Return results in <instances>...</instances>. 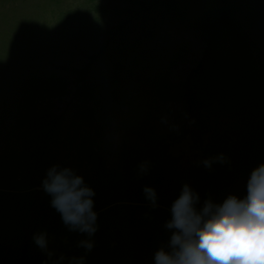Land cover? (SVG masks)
<instances>
[{"label": "rangeland", "instance_id": "obj_1", "mask_svg": "<svg viewBox=\"0 0 264 264\" xmlns=\"http://www.w3.org/2000/svg\"><path fill=\"white\" fill-rule=\"evenodd\" d=\"M131 3L134 1H129L125 6H130ZM245 3V11L248 14H242L241 16H244L239 23L252 42L251 50L256 68L255 81L250 82L251 85L245 88L248 92L244 91L245 94H252L247 98L249 106H235L231 102H225L223 110L218 112V115L204 118L201 132L194 129L193 126L198 121L190 119L186 112L187 103L182 99L181 85L201 62L207 50L212 17L204 21L206 0L191 3L185 19L172 25L165 32L164 40L160 42L162 45L159 46L160 50L136 55L148 60L141 62L142 71L138 67V72L145 77L141 93L149 97V102L154 103L153 106L144 110L137 109L139 102L134 97L126 101L123 107L115 106L114 103L105 105V111L112 109L116 119L106 122L107 126L103 130V141L107 143L109 151L108 154L102 155L106 159L103 170L108 173L103 182L95 168L82 163L76 156L78 140L72 143L66 141L69 140L66 137L67 133L76 126L74 118L66 124L63 135L65 138L59 136L61 140L58 144L52 143L53 147L45 155L41 151V146L36 147L37 145L33 143L29 146L25 142L31 139V135L25 133L30 126L27 121L22 122L25 118H30L26 116L29 112L26 106L19 107L20 103L18 104V100L15 99L17 105L14 109L18 115L23 116V120L12 129L18 136V141L20 137L24 141L22 146L14 141L7 142L2 137L5 135L2 130L8 121L6 113L3 112L2 95L10 96V93H16L19 84L27 78L41 80L48 86L51 75H56L66 84L67 91L61 96H45L36 100L34 105L41 109L49 108L55 116L62 113L72 100L76 89L70 71L79 69L95 46H98L107 32L116 25L118 13L112 8L117 4H113L111 0H0V214L7 213L4 215L8 216V221H14L13 226L19 228L23 203L29 213L42 211L46 217L45 221L49 220L55 227H59L55 236L69 235L72 226L61 222L60 213L50 203L51 195L43 188V181L49 172L46 169L53 167L58 173L67 170L69 179L82 177L84 182L92 183V185L83 183L81 187L97 188L92 197L94 210L96 207L116 202L107 210L108 214L104 215L101 222L103 225L101 228L107 226L103 230L105 232L102 234L103 237L109 234L112 228L108 226L110 223L121 221L126 224V228L137 226L138 222L142 224L145 222L144 216H152L151 207H170L184 184H188L199 194L198 203H201L204 200L203 194L210 190L211 184L206 181L203 170L209 167H205L203 164L205 160L199 157L201 149L195 147L204 146L210 138L218 134L232 136L229 151H226L224 146H217V152L220 149L225 153L227 165L230 156L237 150L234 146L241 141L236 137L248 130H254L255 123L264 118V100H258L257 106L250 103L264 93V0H246ZM202 25L207 30H203ZM229 50L225 46L220 50V54L227 59L231 58ZM161 73L165 74L163 85L167 90L163 93L157 90L161 98L150 100V90L155 82L153 79L155 80ZM136 93H133V96ZM21 102L24 103V100ZM116 128L118 130H114ZM196 133H200L201 143ZM152 144L159 152L156 156H151ZM27 147L31 150H27ZM254 152L250 159L260 164L264 163V149ZM11 153L14 156H11ZM23 153L27 158L28 153L33 155L41 164V167L36 169L44 173H37L36 176L35 168H31L32 172L30 169H24V164H28L29 160H22ZM147 155L154 159L157 168L156 165L149 166L150 160ZM165 155L181 157L179 163L189 165L194 172L177 174L179 169H172L171 172L168 169L160 171L159 166L166 164ZM166 165L169 167L168 163ZM247 166L250 167L251 164ZM211 167L217 168L218 162H213ZM40 174L44 175L40 177ZM94 181L97 185H93ZM11 184L16 186L12 187ZM146 186L155 190L157 197L155 205L146 199L143 191ZM39 229L42 228H37ZM100 231H95V234H99ZM78 232L81 233L80 230ZM116 232L114 230L110 234L115 238V242L124 234L119 231L116 236ZM33 233L35 236L28 234L31 243L35 241V237H39V233ZM136 242L137 238L131 240L128 254L121 250L116 251V254L120 255L119 262L129 264L135 259H142L152 248L151 245L148 249L140 250ZM140 245L142 248L147 244ZM61 256L66 258L65 255Z\"/></svg>", "mask_w": 264, "mask_h": 264}, {"label": "trees", "instance_id": "obj_2", "mask_svg": "<svg viewBox=\"0 0 264 264\" xmlns=\"http://www.w3.org/2000/svg\"><path fill=\"white\" fill-rule=\"evenodd\" d=\"M129 1H134L135 4L131 3L130 6H125ZM195 1L197 0H111L113 4H117L112 8L118 13L116 25L107 32L103 41L95 46V51L91 52L86 62L76 71H70L74 77L73 85H76V89L66 108L55 116L49 111V108L41 109L34 105L36 100L45 96L63 95L67 91V87L61 78L51 75L48 86L41 80L27 78L22 84H19L16 93L9 92L10 96L2 95L3 112L6 113V118L8 117L2 130L5 135L2 137L9 143L14 141L20 146L23 145L22 141L24 140L20 137V141H18V136L12 129L14 125H20L23 120V116L18 115L14 109L17 105L15 99L18 100V104L20 103L19 107L25 108L26 106L29 112L26 116L28 115L30 118H25L22 122L26 123L27 121L30 126L25 133L31 135V139L29 142H25L29 146L31 143L36 144V147L41 146V151L45 155L53 147L52 143L58 144L66 131V124L74 118L76 126L67 133L66 137L69 140L66 141L72 143L78 140L76 156L82 163L95 168L104 182L108 173L103 170L106 159L102 155L108 154L109 151L107 143L103 141V130L107 126L106 122L116 119L112 109L105 111V105L114 103L115 106L123 107L126 101L134 97L139 102L137 109L143 108L144 110L153 106L154 103L149 102V97L147 98V95L141 93L145 77L138 72V67L142 71L141 62L148 60L136 55L160 50L159 46H162L160 42L164 40L163 37L167 29L178 24L177 22H182L187 16L188 7ZM245 1L206 0L207 10L204 21L210 20L212 17V25L209 24L211 25L209 27L211 31L209 45L201 62L181 85L182 99L187 103L186 112L190 119L198 121L193 126L197 132L199 130L201 132L204 118L218 115V112L223 110L225 102H231L235 106H249L247 98L252 94H245L244 91L248 92L245 88L251 85L250 82L255 81L254 69L256 68L251 50L253 49L252 42L239 23L244 16L241 15L248 14L245 11ZM202 28L207 30L204 25ZM225 46L230 49L231 58L227 59L223 54H220V50ZM164 78L165 74L161 73L155 80L153 79L155 82L150 90V100L161 98L160 94L156 92L157 90L162 93L167 90L163 85ZM135 92L137 93L133 96ZM146 98L147 101H145ZM22 100L24 103L21 102ZM258 100H264V93L250 103H255L257 106ZM255 124L254 130H248L243 135H234L238 136L236 138L241 141L234 146L237 150L230 156L227 165L218 162L217 168L203 169L206 181L211 184L210 190L205 195L203 194L205 201L211 200L213 203H220L229 195L238 197L245 195L249 174L253 168L260 164L251 160L250 156L254 155L255 150L262 151L264 149L262 148L264 147V118ZM114 130H118V128ZM197 137L201 143L200 133L197 134ZM231 137L224 133L218 134L210 138L204 146H197L195 149H201L199 157L202 160H210L221 154L225 156V153L220 149L217 152V146H224L226 151H229ZM197 140L195 137V141ZM150 148L151 156H156L159 153L155 145H150ZM246 149L248 150L245 151ZM27 150L31 149L27 147ZM248 153L250 154L248 155ZM11 156L14 155L11 153ZM147 156L150 160L149 166L156 165L157 168L154 159ZM165 156L166 164L168 163L169 167L163 163L162 167L159 166L160 171L168 169L171 172L172 169H179L177 174L194 172V169L189 168V165L179 163L181 157ZM27 159L29 162L24 164V169L35 168L36 176L37 173H44V171L36 169L41 167V164L36 161L33 155L28 153L27 158L23 153L22 160L28 161ZM247 164H251V166L249 167ZM207 178H210L211 181ZM84 184L92 185L88 181H85ZM9 185L6 186L9 187ZM11 185L12 187L16 186L15 184ZM93 185H97V183L94 181ZM92 189L97 190V188ZM204 200L196 204L197 209L203 206ZM115 203L96 207L94 211L98 216L95 227L96 231H101L99 234L92 235L85 232L79 233V228L75 230L72 228L69 235L55 236L59 227H55V224L49 220L45 221L46 217L42 211L37 213L30 211L29 213L23 203V211H20L22 215L19 214L22 218L18 225L19 228L13 226L14 221H8V216L4 215L7 213H1L0 264H122L123 262H119L120 255H117L116 251L121 250L128 254L127 251L130 250L129 245L133 238H137L136 244L140 250L148 249L151 245L152 248L142 259L138 258L130 263L154 264V253L162 247L167 250L173 231L165 226L170 219V207H151L152 216H144L145 222L143 224L138 222L137 226L126 228V224L121 221L110 223L108 226L112 228L108 232L109 234L103 237L102 234L105 233L103 230L107 226L101 228L103 226L101 222L104 215L108 214L107 210ZM59 217L61 218V214ZM37 228L42 229L37 230ZM113 229L117 231L116 236L119 231L124 233L118 237L116 242L115 238L110 235L112 231L114 232ZM33 232L39 233L38 236H44L46 240L44 248H41L35 241L31 243L28 239V234L35 236ZM84 242H91V249H88ZM140 243L147 245L141 248ZM101 254L103 255L101 256ZM61 255H65L66 258L64 259Z\"/></svg>", "mask_w": 264, "mask_h": 264}, {"label": "clouds", "instance_id": "obj_3", "mask_svg": "<svg viewBox=\"0 0 264 264\" xmlns=\"http://www.w3.org/2000/svg\"><path fill=\"white\" fill-rule=\"evenodd\" d=\"M214 160L226 162L221 154L203 163L210 168ZM66 173L53 167L43 188L65 225L92 235L98 216L92 199L95 192L81 187L82 177L69 179ZM143 191L155 205V190L146 186ZM199 199L188 184L181 187L165 224L173 230L167 250L162 247L154 253V264H264V163L251 170L243 197L229 195L220 203L206 200L197 209ZM35 242L46 246L43 235L35 237ZM84 243L91 249V242Z\"/></svg>", "mask_w": 264, "mask_h": 264}]
</instances>
